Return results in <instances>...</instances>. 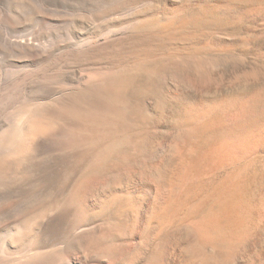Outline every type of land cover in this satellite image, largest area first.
I'll return each mask as SVG.
<instances>
[{"label":"bare ground","instance_id":"obj_1","mask_svg":"<svg viewBox=\"0 0 264 264\" xmlns=\"http://www.w3.org/2000/svg\"><path fill=\"white\" fill-rule=\"evenodd\" d=\"M108 1L107 4H110ZM196 1L203 5L209 1L216 3L218 11L229 20L242 21L247 17L243 9L248 0H240L238 9L225 0ZM124 2L126 1L117 4L122 6L126 4ZM146 2H148V9L144 8L146 12L144 11L145 14H142V17L136 15L137 20L132 19L133 22L131 20L123 27L119 26L120 29L106 27L102 32H97L99 34L96 37H93L94 34L90 38L78 39L76 48L79 50L78 52L76 50L77 53L74 51V55L88 56L85 59H89L91 56L102 55L106 51H119L118 48L126 44L131 47L133 42L130 45L129 41L139 37V28L142 27L152 28L148 30L147 40L164 42L168 40V29L171 30L175 25L182 28L190 24L195 25L202 20L201 16L191 19L183 17L181 6L174 4L171 0ZM161 4H170L174 10L171 13L167 10L161 11L159 9ZM259 11L264 13V0ZM30 40L21 39L23 42L17 44L22 51L36 56L38 67L23 77L19 70L17 73L19 76L12 78L10 82L7 101H1L3 105L13 106L9 100L18 99L20 107L19 110L16 108L19 117L9 119L10 117L7 116L10 123L6 124L9 127L1 130L3 132L0 134V184L4 186L0 192H39L44 191V188L58 186L57 188L66 194L58 200L53 197L42 200L43 203L38 209L39 213L19 223L15 229L16 232L14 234L11 232L13 235L10 237L14 242L12 246L15 244L14 248L10 245H1L6 244L3 242L5 238L1 241L0 264H69L68 254L71 250L79 251L81 254L84 252L87 254H84L85 256H90L92 259L93 256L107 257V264H136L141 258L143 247L141 248L139 243L137 245L134 243L135 246L118 243V240H121L119 235H123L126 231L120 219L117 218L121 217L130 205L128 195L115 197L113 190L115 191L116 182L123 173H130V166L139 165L143 157L142 153L145 154L142 151L144 139L140 123L143 118L141 117L143 108H145L143 100L152 92L150 85L155 80V72L152 71L153 68L151 70L142 68V63L146 61H141V64L134 63V67L126 66L127 68L118 70H115L117 67L114 66L117 65H114L115 69L111 68L115 72L111 69L107 71L99 69L94 72L90 70L91 73L85 71L87 74L83 72L85 75L81 73L82 75L80 74L81 76L79 75L80 77L76 80L70 79L69 84L57 86L55 83L58 81L62 67L58 65L62 61L57 62L54 59L55 50L52 46L42 42L33 44ZM66 78L70 77L66 76ZM34 90L38 94H34L35 92L30 94ZM242 103L236 97H230L221 103L222 105L212 102L208 105L207 112L210 116L222 114L224 117L225 115L222 126L211 125L204 130L199 125L191 126L186 129L181 141L177 139L178 143L174 142L177 146L171 145L176 147L174 148L176 151L172 149L174 162L182 158V164L180 163L182 173L176 172L177 182L172 189H169L167 199L164 198L162 203L152 212L150 210L146 217L148 222L158 225L159 232L163 233L166 231V226L172 224L170 221L192 203L191 192L197 188L206 187L207 183L202 176L206 175L213 181L215 196L220 203L218 208L214 210L211 218L202 220L198 227H183L192 240L185 254L196 264H236L241 260L235 252L236 243L239 236L243 235L252 224L251 219L259 218L264 230L263 201L251 195L252 181L261 161L259 158L264 154V97L251 107L248 104L244 107L245 103ZM241 104L244 108L235 111L234 109ZM196 117L197 121L202 118L200 115ZM68 119H73V123L69 124ZM79 130H87V132L90 130L92 136L81 135ZM89 139L92 141L86 142ZM144 146L146 149L147 145ZM217 176H220L219 182H216ZM50 189L47 190V194H51ZM59 193L57 192V195ZM41 195L43 196L42 193ZM118 195L121 194L118 193ZM42 196L39 197L40 202V199L45 198ZM100 196H104V201L100 199ZM9 197L13 198L11 195ZM9 197L7 195V198ZM30 198L32 199V196ZM14 201L17 200L14 199ZM34 211L35 209L33 213ZM16 219L18 217L14 221ZM99 223L104 225L102 234L98 233ZM154 229L155 227L151 225L146 228L143 232L146 238L154 232ZM147 246L150 247V245ZM154 261L155 259L149 260L146 264H157ZM255 263L264 264V254Z\"/></svg>","mask_w":264,"mask_h":264},{"label":"rangeland","instance_id":"obj_2","mask_svg":"<svg viewBox=\"0 0 264 264\" xmlns=\"http://www.w3.org/2000/svg\"><path fill=\"white\" fill-rule=\"evenodd\" d=\"M107 1L108 0H0V134L3 132L1 130L9 127L7 124L10 123L9 119H12L11 117H19L18 110L20 103H18V99L9 100L12 102L13 106L3 105L1 102L2 100L7 101L6 97L10 89L12 78L19 76V74H17L19 70V73L22 75L20 76L23 77L28 75V73L30 74L33 70L35 71L38 67L36 56L31 53L27 54L28 52H24L19 48L17 43L23 42L21 39H31L32 41H30L33 44L42 42L47 46H52L53 50H55L54 59H56L57 62L62 61L58 65V67H62L61 74L57 78L59 82L57 81V83H55L57 86L65 83L69 84L70 79L76 80L83 72L85 74L91 73L90 70L94 72L99 71V69H105L106 71L107 69H111L112 72H115L114 69L116 67L115 70L124 69L127 67H134V63L141 64V61H146V64L142 63V68L150 70L153 68L152 71L154 70L153 72H155V80L150 85L152 92L143 100V107L145 106V108H143L144 112L141 115L143 118H141L140 123L142 126H140V130L144 139L143 149H145L144 145L147 146L145 150L142 149L145 154L142 153L143 157L139 165H131V169L129 168L131 170H129L130 173L126 172L125 174L124 172L119 181L116 182L117 186L115 191L113 190V195L115 197L126 194L130 202V205L123 215L117 218L120 219L126 231L123 235H119L121 240H118V243L122 242L121 245L128 244L131 246H135V244L137 245V243H139V246L141 248L143 247L141 250V258H139L136 264H146L152 259H155L154 262L157 264H196L185 254L186 248L191 245L192 240L183 227H198L202 220L211 218L214 210L218 208L220 203L215 196V183L213 181L209 180L206 175L202 176V179L207 183L206 187L197 188L195 191L191 192L190 199L192 203L188 205L190 207L187 206L185 210H182L173 218L170 221L172 224L169 223L170 225L166 226V231L163 233L159 232L158 225L148 222L149 220L146 217L149 215L150 210V212H152L153 209H156V207L162 203L164 198L165 200L167 199L169 189H172L177 182L175 177L176 172H179V174L182 173V158L177 162H174L172 159L174 157V151H176V147L172 146H177L174 142L178 143V140L181 141L186 129L191 126L199 125L203 130L209 128L211 125H216L218 127L222 126L225 115L224 117L222 114L210 116L207 112L208 105L212 102L222 105L221 103L225 102V100L227 101L230 97H236L243 102L242 104L245 103L244 107L248 105L251 107V105L256 102L258 103L264 97V13L259 11L262 0L247 1L243 9L247 17L242 21L239 19L229 20L225 18L222 13L218 11V7L215 5L216 3L212 1L204 3L205 6L203 3L200 4L196 0H171L174 4L176 3L178 6H181L183 17L191 19L201 16L202 20L195 25L190 24V26L188 25L183 28L175 25L171 30L168 29V40L166 39L167 41L165 40L164 42L151 41V39H148V41V30L152 28L142 27L139 28L141 36L139 35L137 39L131 40V42L129 41L128 44L130 45L133 42L131 47L129 45L126 46L127 44L123 47H119V51H117L120 53L117 51H108L110 52L108 53L106 51L103 53L105 55L101 53L102 55H96L97 58H95L96 56H91L89 59H85V57L88 56L74 55V51L77 53L79 50L76 48L78 39L90 38L94 34L93 37H96L100 32L105 30L106 27L109 28V26L111 28L116 27L120 29L124 24L131 22L132 19L136 18L134 20H137V17H142V14H145L144 11L146 12L145 9H148V2H146L148 0H115V2L109 0L108 2L110 4H107ZM123 1H126L124 2L126 4L128 3L127 6L126 4H123L125 7H123V5L118 6L117 3ZM225 1L233 4L232 6L238 9L240 0ZM119 7H121V9ZM159 9L161 11L167 10L170 13L174 10L171 8L170 4H161L159 5ZM101 12L103 13L101 14ZM185 12L187 14H185ZM132 14L135 15L132 16ZM134 20H132V22ZM119 26L121 27L119 28ZM229 40H231V42H227ZM124 43L125 42H123V44ZM72 55L74 56L71 57ZM75 57H80L81 59ZM83 57L84 59H82ZM33 58H35V60H32ZM74 58L76 60H74ZM78 60L79 62L82 61L79 63ZM27 61H29V63ZM93 63L98 64L94 65ZM107 65L110 67L108 68ZM93 66H95L96 69ZM79 67L81 69H79ZM85 71H87V73ZM84 73L83 75H85ZM66 76L70 78H66ZM118 79H120V77ZM35 90L30 94L34 92V94H38ZM14 104L16 105L14 106ZM242 104L238 105L234 110L239 111L244 108ZM16 108L18 110H16ZM199 115L202 117L201 120L199 119L200 122L196 119V116ZM68 123L72 124L73 119H68ZM81 131L82 130H79V134L81 135L87 134V137L88 135L92 136V132L90 135V130H88V132L84 130L82 131L83 133H81ZM89 141H92V139L86 142ZM203 146L205 148V145ZM259 159L261 161L258 166L259 168L257 167L256 176H254V180L252 181L251 195L253 198L256 197L259 198L261 202L263 201L262 203L264 205V154H262ZM177 163H181L180 166ZM172 168L177 169L172 170ZM12 175H14V173ZM219 181L220 176H217L216 182ZM57 187L58 186L52 188L51 186V189L49 188L53 196L50 193H46L48 192L47 190H49L48 188H44L45 190L43 189L45 192L39 191L40 193H23L19 191L21 195L16 191L0 192V205L3 207L0 206V244L4 238L5 240H3V242H6V244L2 243L1 245H10L14 248L15 244L12 246L14 242L10 237L16 232L15 229H17L19 223L30 216L38 214V209L43 203L42 200H46L49 197L58 200L66 194ZM1 188L3 189L4 186L0 184V189ZM52 189H54L55 192L52 191ZM59 191L61 192L59 193ZM57 192L60 194H58L59 196ZM13 193H15V195H13ZM32 193L34 196L29 195ZM118 193L121 195H118ZM7 195L8 197L11 195L13 198H7ZM2 196H5L6 199L5 197L2 198ZM31 196L32 199L30 198ZM40 196H42V198L45 197L44 199H40L41 202L39 201ZM17 197H19V199ZM26 197L28 198L26 199ZM100 197V199L104 201V196ZM1 198L4 200V203ZM14 199L17 201H14ZM20 202L22 204H20ZM90 202L92 203L93 201ZM194 203L195 206H193ZM15 204L17 206H15ZM33 208L35 209L34 213ZM1 215L3 216L1 217ZM17 217L18 219H16L15 222L14 219ZM19 218H21L20 221ZM250 223L252 224L249 225L247 231L243 235L239 236V240L236 243L235 252L241 257L240 262H238L239 264H257L255 263L257 259L264 254V230L261 227V220L254 217L253 220L251 219ZM99 224L100 230L98 233L100 232L102 234L101 230L104 229V225L101 223ZM148 224H150L151 227H155L154 232L149 236L150 238H146L143 233L146 231V228L150 226ZM11 225L13 226L12 228ZM8 227L10 229H8ZM9 232L13 234L11 233L10 235ZM6 238H10L11 240L9 239V241L7 239V241ZM156 244L159 245L157 246ZM147 245H150V247ZM69 253V264H103L105 262V264H107L108 262L107 257L104 256H96L100 258L98 259L91 255L94 257L92 259L90 256H85L87 254L84 252L81 254L79 251L75 252V250H71ZM86 257L88 259H86ZM149 257H151V259ZM96 259H98V261H95ZM238 263L236 262V264Z\"/></svg>","mask_w":264,"mask_h":264}]
</instances>
